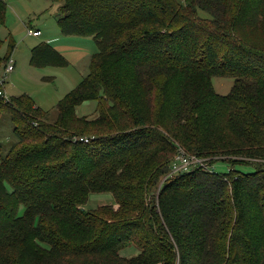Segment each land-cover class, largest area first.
<instances>
[{
    "label": "trees",
    "instance_id": "obj_1",
    "mask_svg": "<svg viewBox=\"0 0 264 264\" xmlns=\"http://www.w3.org/2000/svg\"><path fill=\"white\" fill-rule=\"evenodd\" d=\"M51 1L97 52L54 121L0 97V264H264V0ZM29 64L67 65L47 43ZM179 149L208 167L170 176Z\"/></svg>",
    "mask_w": 264,
    "mask_h": 264
},
{
    "label": "rangeland",
    "instance_id": "obj_2",
    "mask_svg": "<svg viewBox=\"0 0 264 264\" xmlns=\"http://www.w3.org/2000/svg\"><path fill=\"white\" fill-rule=\"evenodd\" d=\"M6 18L0 26V39L3 44L1 56L7 54L8 45L14 44L12 56L15 69L7 75L2 90L7 97L22 95L29 96L35 105L43 111H49V120L54 121L57 102L73 89L88 73L91 55L97 52L96 44L89 37L62 36L57 26V5L51 0H5ZM28 29L41 31V37L27 34ZM52 44L61 53L67 65L62 68L44 67L33 68L29 64L30 50L47 38H57ZM233 81L230 79H212L215 92L224 96L228 94ZM94 104H84L77 109L79 116L91 115ZM12 125L9 115L0 112V142L11 143ZM225 165L214 166L215 172H225ZM110 195L93 194L86 205L88 210L100 205L111 203ZM121 256L129 258L137 254L129 248L122 251Z\"/></svg>",
    "mask_w": 264,
    "mask_h": 264
},
{
    "label": "built area",
    "instance_id": "obj_3",
    "mask_svg": "<svg viewBox=\"0 0 264 264\" xmlns=\"http://www.w3.org/2000/svg\"><path fill=\"white\" fill-rule=\"evenodd\" d=\"M27 34L33 37H38L41 35L39 31H32V30H28ZM14 69H15V62L11 54L6 61L5 66L3 67V70L0 71V86H1L0 97H2L5 101H8L9 97H7L4 94L2 90V85L7 79V75L13 72ZM80 141L86 143L87 139L81 138ZM205 163H206V160L200 159L192 155H187L182 149H179L177 152V156L175 157V159L170 165L169 175L171 176L173 174L187 172L191 170L192 168L194 169L198 167L206 169L208 166Z\"/></svg>",
    "mask_w": 264,
    "mask_h": 264
},
{
    "label": "crops",
    "instance_id": "obj_4",
    "mask_svg": "<svg viewBox=\"0 0 264 264\" xmlns=\"http://www.w3.org/2000/svg\"><path fill=\"white\" fill-rule=\"evenodd\" d=\"M5 1V0H4ZM28 30H31V29H28ZM32 31H39L40 33H41V31L39 30V29H37V30H32ZM61 35V34H60ZM42 36V34L40 35V36H38V37H41ZM33 37V36H32ZM57 41H60V39H59V37H57V38H47V39H45V42L44 43H47L48 45H50L52 48H53V46H52V44L53 43H55V42H57ZM34 48V47H33ZM53 49H55V48H53ZM56 50V49H55ZM14 51V50H13ZM31 51V50H30ZM57 51V50H56ZM60 53V52H59ZM61 54V53H60ZM93 55V54H92ZM91 55V56H92ZM90 56V57H91ZM30 57V56H29ZM11 97H15V96H11ZM11 97H9V98H11ZM37 106V105H36ZM38 107V106H37Z\"/></svg>",
    "mask_w": 264,
    "mask_h": 264
}]
</instances>
